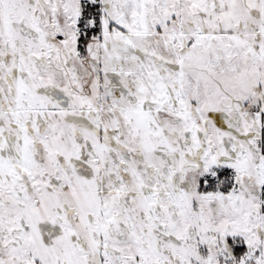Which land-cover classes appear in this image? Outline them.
Here are the masks:
<instances>
[{"label":"snow or ice","instance_id":"snow-or-ice-1","mask_svg":"<svg viewBox=\"0 0 264 264\" xmlns=\"http://www.w3.org/2000/svg\"><path fill=\"white\" fill-rule=\"evenodd\" d=\"M0 264H264V0H0Z\"/></svg>","mask_w":264,"mask_h":264}]
</instances>
